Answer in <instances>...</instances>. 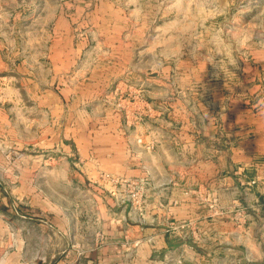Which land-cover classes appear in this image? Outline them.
Here are the masks:
<instances>
[{
  "label": "rangeland",
  "instance_id": "374dc122",
  "mask_svg": "<svg viewBox=\"0 0 264 264\" xmlns=\"http://www.w3.org/2000/svg\"><path fill=\"white\" fill-rule=\"evenodd\" d=\"M159 212L156 264H264V0H0V264H100L105 230L152 264Z\"/></svg>",
  "mask_w": 264,
  "mask_h": 264
},
{
  "label": "crops",
  "instance_id": "0c3cea01",
  "mask_svg": "<svg viewBox=\"0 0 264 264\" xmlns=\"http://www.w3.org/2000/svg\"><path fill=\"white\" fill-rule=\"evenodd\" d=\"M51 103L49 104V107L52 109V114H53V118L55 115H58L57 112L60 108V103L58 102V96L57 94L52 90L51 91ZM69 104V103H67ZM70 109V107H69ZM72 109V107H71ZM65 122H63L62 124L64 125H68L67 130L69 129V133H68V139L69 141H77L80 142V146H81V151H82V155L83 157H88L92 160L93 166L95 168H98V162H94L99 161L100 158L102 159V161L105 158H109L111 160L115 159V164H117V162H119L118 164L121 165L122 160L125 158L126 154H127V150H123V151H116L113 150V148H108L106 150L100 151V150H96L97 148H99V145H97L96 143H99V139H102L103 141H107L109 142V139L106 138H110L108 135L104 134L102 135V137H97L96 135H93L92 133L90 134H86L84 132V129H79V125H77V122L75 119L72 118V113H68L65 116ZM76 129L79 131L77 134L75 133ZM82 130V131H81ZM63 142H65V140H62ZM67 141V139H66ZM92 154V155H90ZM96 158V159H95ZM98 158V159H97ZM101 163V162H100ZM91 165V168H94ZM102 166V163H101ZM120 168V167H119ZM118 168V169H119ZM95 201L98 202L99 204V208H100V213L99 216L101 217V222L103 223H107V219L109 218V214L108 212H104V208L107 206L108 203V199H104V197L100 194L99 196H95ZM164 210V209H163ZM58 211V217H59V213L60 211L57 209ZM165 214V213H164ZM161 212L158 213L157 218L156 219V223H154L153 228L151 229V232L153 234L152 236V240L153 243H151L150 248H149V253L148 256L149 258L152 256L153 258H151L150 263L152 264H156V260L155 257L160 254L163 253L165 254V252L167 251V247H168V234H167V229L165 228V223H161L160 222V216H161ZM164 218V216H163ZM165 219V218H164ZM56 220L53 219V223H52V230H51V234H52V240L55 238L56 240H59V235L61 234V230H60V226H58V221L57 223H54ZM55 224V226H54ZM162 224V225H161ZM122 226V225H121ZM64 229V227H63ZM65 232L62 231V237L65 238L66 237V230L64 229ZM123 231V230H122ZM106 233V240L98 247H96L94 251H90V262H94V261H98L100 264H102V262L104 260H106L107 262L112 263H119V261L116 260V257H112V256H116V253L118 252V250H120L118 248V245L114 244V241H119V238L117 240H114L117 237H123V232L120 231V233L115 232V231H109V230H105ZM132 233V231H131ZM127 237H129V235H127ZM130 238V237H129ZM133 239V237H132ZM131 239V240H132ZM56 248H58V246H56ZM126 248V247H125ZM131 249L135 250V248L131 247ZM124 252V251H123ZM131 252V251H129ZM132 253V252H131ZM130 254V253H129ZM102 255L104 258L102 260V257L99 256ZM105 263V262H104Z\"/></svg>",
  "mask_w": 264,
  "mask_h": 264
}]
</instances>
